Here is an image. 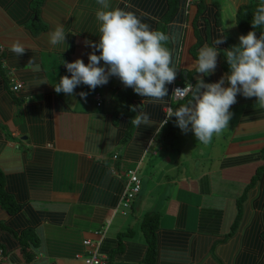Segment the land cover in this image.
I'll list each match as a JSON object with an SVG mask.
<instances>
[{
  "label": "crops",
  "instance_id": "obj_1",
  "mask_svg": "<svg viewBox=\"0 0 264 264\" xmlns=\"http://www.w3.org/2000/svg\"><path fill=\"white\" fill-rule=\"evenodd\" d=\"M125 2L133 6L126 10L170 37L165 46L177 71L163 102H147L116 77L94 90L81 84L72 96L55 91L60 77L70 75L63 62L87 64L93 49L85 42L99 40L96 0H42L39 6L0 0V173L4 193L20 208L10 215L0 206V264H83V242H98L100 233L104 264H143L140 225L147 214H157L164 231L218 237L264 165V108L255 97L238 94L229 128L207 145L182 132L175 117L163 123L169 107L191 100L189 93L175 101L174 86L196 83L199 49L221 35L226 42L216 46L215 72L202 78L212 83L229 72L224 49L239 44L238 12L261 0H110L120 8ZM58 24L66 40L53 46L49 33ZM15 45L24 48L21 55L12 51ZM9 77L22 89L14 92ZM141 111L151 125L132 123ZM130 172L141 190L129 213L120 214ZM262 186L255 185V195Z\"/></svg>",
  "mask_w": 264,
  "mask_h": 264
},
{
  "label": "clouds",
  "instance_id": "obj_2",
  "mask_svg": "<svg viewBox=\"0 0 264 264\" xmlns=\"http://www.w3.org/2000/svg\"><path fill=\"white\" fill-rule=\"evenodd\" d=\"M96 3L99 5L95 12L99 40L85 42L93 49L88 53L87 64L80 58L63 62L70 75L60 77L55 91L72 96L81 84L94 90L106 85L110 77H117L123 87L132 88L135 94L146 97L147 102H163L168 95L166 85L175 80L177 71L172 64L171 50L165 46L170 40L169 35L152 29L136 12L126 10L133 7L130 3L125 2L124 8L113 7L110 0H96ZM251 27L252 31L238 37V45L224 49L229 72L216 82L206 83L202 76L215 72L220 54L216 46L225 43L226 37L221 35L214 39L213 46L205 44L199 49L194 64L196 72L202 75L197 76L196 83L189 84L186 90L191 93V100L176 109L169 107L163 123L175 117L182 132L191 131L196 141L207 145L214 136L229 128L233 116L230 109L237 102L238 94L245 98L255 97L258 105L264 108V33L258 36L254 31L264 27V0L253 13ZM65 40L64 27L56 25L49 33V43L56 46L64 44ZM12 51L21 55L24 48L15 45ZM33 70H39L38 66ZM225 81L227 86H224ZM87 95L86 92L79 93L81 99ZM131 120L137 127L152 123L144 111ZM115 131L113 129V134Z\"/></svg>",
  "mask_w": 264,
  "mask_h": 264
},
{
  "label": "trees",
  "instance_id": "obj_3",
  "mask_svg": "<svg viewBox=\"0 0 264 264\" xmlns=\"http://www.w3.org/2000/svg\"><path fill=\"white\" fill-rule=\"evenodd\" d=\"M36 2V6H39L42 0ZM257 6L251 4L239 10L237 20L242 35L253 30L251 20ZM262 29L254 31L259 36ZM262 159L264 161V149ZM260 181L263 186L255 195L254 187ZM4 185L5 180L0 173V206L13 215L20 208L4 193ZM236 210L232 224L218 237L194 236L177 230L164 231L160 229L158 215L147 214L140 225L147 243L143 264H264V165L253 177L247 191L237 200ZM29 235L22 234L19 242L23 244Z\"/></svg>",
  "mask_w": 264,
  "mask_h": 264
},
{
  "label": "built area",
  "instance_id": "obj_4",
  "mask_svg": "<svg viewBox=\"0 0 264 264\" xmlns=\"http://www.w3.org/2000/svg\"><path fill=\"white\" fill-rule=\"evenodd\" d=\"M117 78V77H116ZM10 84L14 92L22 89V84L18 83L13 77H9ZM124 86V85H123ZM188 86H174L173 98L175 101H183L187 98L190 92L186 91ZM176 90V91H175ZM95 100L98 104L102 103L101 96L97 94ZM141 190V180L135 172L129 173V184L126 192L122 198L121 205L123 209L128 210L131 207V203ZM124 213V211L122 212ZM99 234V233H98ZM98 242L84 241L83 245L87 248V254L82 257L83 264H104V261L99 255V246L104 238V234L100 233ZM3 251L0 249V261L3 258Z\"/></svg>",
  "mask_w": 264,
  "mask_h": 264
},
{
  "label": "rangeland",
  "instance_id": "obj_5",
  "mask_svg": "<svg viewBox=\"0 0 264 264\" xmlns=\"http://www.w3.org/2000/svg\"><path fill=\"white\" fill-rule=\"evenodd\" d=\"M190 167H193V166H190ZM124 210V209H123ZM124 212H128V210H124ZM120 214H122V209L121 211L119 212ZM129 213V212H128Z\"/></svg>",
  "mask_w": 264,
  "mask_h": 264
}]
</instances>
